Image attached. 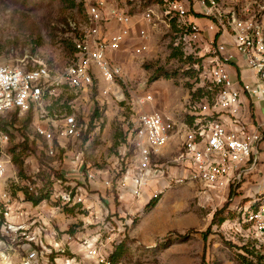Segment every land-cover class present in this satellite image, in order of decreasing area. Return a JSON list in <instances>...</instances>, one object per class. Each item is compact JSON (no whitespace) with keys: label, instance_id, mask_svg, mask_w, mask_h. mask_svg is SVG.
I'll return each instance as SVG.
<instances>
[{"label":"built area","instance_id":"built-area-1","mask_svg":"<svg viewBox=\"0 0 264 264\" xmlns=\"http://www.w3.org/2000/svg\"><path fill=\"white\" fill-rule=\"evenodd\" d=\"M197 1L203 6V14L209 16L205 29L186 19L190 7L182 0H161L159 13L146 6L137 16L115 0H82L86 19L81 26L69 22L76 31L73 53L66 64L55 67L37 56L0 63V114L21 118L31 110L34 134L43 140V152L54 156V141L81 137L87 122L73 109L70 113L53 110L49 98L65 90L76 94L97 79L100 94L122 99L120 83L124 82V70L117 52L131 30L135 28L140 41L131 46L132 51L140 54L148 47V27H155L156 20L166 27L175 22V46L188 57L197 47L205 50L200 70L209 79L211 94L190 101L186 117L154 107L145 109L146 104L153 102L150 92L132 94L138 108L132 128L133 163L121 169L115 179L106 177L103 184L139 201L144 188L155 190L152 183L167 176L171 165L179 172L169 176L170 181L195 182L202 193L226 188L228 193L232 190V200L241 198L238 194L243 192L246 178L259 173V145L264 140V121L250 127L242 117L246 100L260 102L264 108V3L241 0L236 9L223 10L219 0ZM224 23L232 38L231 49L215 38L201 46L204 31L221 32ZM232 50L242 57L254 79L232 76L227 68L234 57ZM195 62L200 64V60ZM247 105L250 109L251 104ZM6 127L0 128V264H84L86 258L95 264H110L109 253L97 250L102 245L99 237L78 242L76 236L59 226L62 205L81 203L89 207L81 190L73 189L65 178H52L48 195L37 202L27 197L36 194L41 183L31 181L34 175L25 173L21 177L13 167L9 150L13 127ZM170 144L175 153L166 157L163 150ZM71 171L80 174L81 168L76 163ZM95 177L94 171L85 174L88 181ZM259 184L253 193L248 194L247 190L236 210L250 227L253 238L263 241L264 181L260 179Z\"/></svg>","mask_w":264,"mask_h":264},{"label":"rangeland","instance_id":"rangeland-1","mask_svg":"<svg viewBox=\"0 0 264 264\" xmlns=\"http://www.w3.org/2000/svg\"><path fill=\"white\" fill-rule=\"evenodd\" d=\"M81 1L0 0V63L37 56L55 67L66 64L73 53L76 31L69 22L81 26L86 19ZM115 1L135 16L146 6L159 13L161 4V0ZM175 24L166 27L156 20L155 27H148L146 50L134 54L128 46L117 52L124 70V82L120 83L122 99L100 94L97 79L76 94L65 90L49 98L53 110L70 113L73 109L80 119H85L88 130L85 138L82 135L77 139L62 138L61 145L54 141L57 151L49 156L43 152L44 142L36 138L32 124L21 126L19 120L14 122L9 145L12 165L21 177L25 173L35 176L38 166L47 172L48 166L58 168L64 181L81 190L89 207L81 203L62 205L59 226L76 236L78 242L99 237L102 245L97 250L102 254L110 253L123 240L114 264H264V258L259 259L253 252L244 255L239 248L246 244L264 254V240L253 238L250 227L242 222L236 210L247 191L245 187L238 194L241 198L236 200L228 197L226 188H211L202 193L195 182L170 181L169 176L175 174L171 165L172 171L171 168L166 171V181L153 191L144 188L139 201L131 200L129 195L120 197L103 184L106 177L115 179L121 169L133 163L132 128L138 108L132 94L150 92L155 107L173 111L180 117H186L190 101L211 94L209 79L200 70L205 50L195 48L188 60V55L174 45ZM192 60H200V64ZM95 109L97 114L91 119ZM20 141L21 146L17 145ZM172 145L166 157L175 153ZM263 146L264 140L259 145L257 163L261 177L257 172L249 175L248 194L261 184L260 179L264 181ZM76 163L81 168L80 174L71 171ZM87 171L95 172L93 181L85 178ZM156 193H160L158 200L147 205ZM84 262L95 264L88 258Z\"/></svg>","mask_w":264,"mask_h":264},{"label":"crops","instance_id":"crops-1","mask_svg":"<svg viewBox=\"0 0 264 264\" xmlns=\"http://www.w3.org/2000/svg\"><path fill=\"white\" fill-rule=\"evenodd\" d=\"M182 1L187 6H189L191 9L190 10L191 12H189L187 14L186 19H188L190 21H194L202 29H205L207 23L209 22V16H206L205 14H203V6H201L197 0H182ZM239 1H241V0H219V6L223 10L224 9L225 10L226 9H236L239 6V4H238ZM223 21H224V18H223ZM223 26H224V28H223V30H221V32L213 33V32L204 31V34H203L204 35V38H203L204 43H202L201 46H205L207 41H209L212 38H215V40L217 42H223L227 45V47L229 49H231L232 38L230 36L229 29H228L226 23H224ZM139 42L140 41L135 36V28H133L130 32V35L127 38L126 43L122 46V48H126L128 46L131 47V45L138 44ZM232 52L234 54L233 60L231 62H229V64L227 65V68L229 69L232 76L235 78L245 79V80L254 79L253 73L244 66V62H243L242 57L239 54H237L236 52H234L233 50H232ZM248 103L251 104L250 109L248 107H246V106H248L247 105ZM146 105L149 106L147 109L154 107V108L159 109V110L170 111V110H166L163 108L155 107L153 105V102L150 104H146ZM242 117L245 119V121L247 122V124L250 127L253 126L257 122L264 121L263 105L257 101L252 102L251 100H249V101L246 100L243 103ZM263 148H264V146H263ZM169 150H171V144L167 145L165 147V149L163 150L164 156L167 155V154L165 155V153H167ZM171 171H172V169H171ZM258 171H259V173H257L256 175L258 177H261V176H259V174H261L260 169ZM178 172L179 171L177 168H173V173H178ZM166 178L164 177V178L157 180L156 184L153 182L152 186L154 185V187H156L157 185H160L162 182L166 181ZM246 180H248V178H246ZM247 183L244 182L242 184V189H243V187H245L248 190V184ZM119 195H121L120 197H126L128 194H127V192L122 191Z\"/></svg>","mask_w":264,"mask_h":264},{"label":"trees","instance_id":"trees-1","mask_svg":"<svg viewBox=\"0 0 264 264\" xmlns=\"http://www.w3.org/2000/svg\"><path fill=\"white\" fill-rule=\"evenodd\" d=\"M81 8L82 7V2H81ZM190 57V56H189ZM188 57V60H190V58ZM192 62H195V60H192ZM95 112L92 113L91 115V119L93 118L94 115L97 114V109L94 110ZM32 119V111H28L23 117L21 118H17L15 114H12L10 117H7L5 115H1L0 114V128L2 129H6L7 125L9 124L10 126H12L15 129V124L14 122L18 121L20 122L21 126L22 125H28L31 122ZM89 124V123H88ZM88 130H84L82 132V136L83 138H85V136L87 135ZM21 141L17 144L21 146ZM15 146V145H14ZM14 146H10V149L13 150ZM25 147V146H23ZM13 159L16 160V156L15 154L13 155ZM49 172H47L44 168H41L40 166L37 167V171L35 173L34 179H31V181H35V180H39L41 179L42 183L41 186L37 188V193H31V194H27L28 198H31L32 200H34V202L39 201L41 198H43L44 196L48 195L49 193V189H50V185L52 182V178H60V179H64L63 175L60 173L58 168H53L51 166H48ZM25 177H27L26 175H24ZM232 193V190L229 191L228 193V197H230ZM160 193H157L156 195L152 196L150 198V200L147 202V205H153L159 198ZM123 240H121L119 243H117L115 245V247L113 248V250L109 253L108 255V259L110 261V264H114L115 263V259L117 258V255L119 254V249L122 245ZM240 249L243 250V252H241L244 255L250 254V253H254L255 256H257L259 259L264 258V254H258L254 247H250L246 244H243L241 246H239Z\"/></svg>","mask_w":264,"mask_h":264}]
</instances>
